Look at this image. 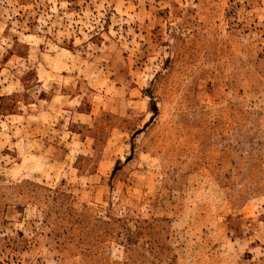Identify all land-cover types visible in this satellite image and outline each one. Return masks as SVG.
I'll return each instance as SVG.
<instances>
[{
  "label": "rangeland",
  "instance_id": "obj_1",
  "mask_svg": "<svg viewBox=\"0 0 264 264\" xmlns=\"http://www.w3.org/2000/svg\"><path fill=\"white\" fill-rule=\"evenodd\" d=\"M0 264H264V0H0Z\"/></svg>",
  "mask_w": 264,
  "mask_h": 264
}]
</instances>
